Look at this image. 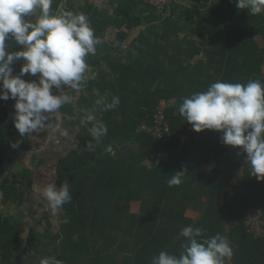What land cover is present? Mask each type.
Masks as SVG:
<instances>
[{"label": "crops", "instance_id": "crops-1", "mask_svg": "<svg viewBox=\"0 0 264 264\" xmlns=\"http://www.w3.org/2000/svg\"><path fill=\"white\" fill-rule=\"evenodd\" d=\"M222 1L81 4L72 44L56 51L53 82H42L47 105L34 111L43 114L42 128L30 132L46 141L33 154L24 209L37 222L46 219L56 237L24 257L16 251L17 226L1 220L18 240L13 257L39 264H264V238L243 232L249 206L260 207L264 220V0ZM210 84L230 113L211 120L193 143L126 132L169 93L181 96L185 121L197 115ZM69 163L78 164L79 193L72 194ZM51 179L53 193L45 189ZM12 198L20 197L0 190V205Z\"/></svg>", "mask_w": 264, "mask_h": 264}, {"label": "rangeland", "instance_id": "rangeland-1", "mask_svg": "<svg viewBox=\"0 0 264 264\" xmlns=\"http://www.w3.org/2000/svg\"><path fill=\"white\" fill-rule=\"evenodd\" d=\"M88 1L90 2V0H36L26 7V9L29 8L28 21L23 22V26L14 24L10 28L9 24H3L6 26H3L4 30L0 31V91L11 103L8 110L26 109L27 104L23 102V99L28 98L24 97V94L31 91L37 92L36 98L39 100L36 103H30L33 106V113L26 116L12 117L9 116L10 112L4 116L0 114V117L3 116L1 118L3 120H0L2 126L14 124L16 128L24 129L26 140H29L27 151L21 149L15 152L9 150L8 146L0 141L5 170L0 178L2 180L6 178L3 184L12 187L5 193L20 197L17 200L12 198L15 200L0 205V222L7 220L10 224L17 226L21 244L16 251L24 257L30 253L32 257L31 251L36 245H42L45 248L56 237L54 232L56 230L49 229L46 219L37 222L33 217L34 211L26 213L24 209L27 207L24 202L30 200L29 171L35 167L36 160L33 154L35 151L42 150L43 142L46 141V137L35 138L30 132L32 127H37L39 131L42 128L38 121L43 114L39 112L35 115L34 112L36 109L39 111L41 106L47 105L45 96L49 93L45 92L42 82L53 81L52 79L55 78L56 73L52 67L57 61L56 51L72 44V34L77 26L76 19L82 18L78 8ZM33 143H37L36 147L32 146ZM52 152L54 158L56 151L53 150L50 153ZM0 256L2 257L1 253ZM27 258L31 260L30 257ZM0 264H3V258Z\"/></svg>", "mask_w": 264, "mask_h": 264}, {"label": "trees", "instance_id": "trees-1", "mask_svg": "<svg viewBox=\"0 0 264 264\" xmlns=\"http://www.w3.org/2000/svg\"><path fill=\"white\" fill-rule=\"evenodd\" d=\"M35 0H0V31L4 30L3 28V24H9L10 28L12 25L14 24H20V26H23V22H27L28 18L27 15L28 13V9H26V7L29 5L30 2H33ZM237 0H226V1H222L221 4H227L228 6H232ZM6 26V25H5ZM4 26V27H5ZM80 26V24H79ZM2 28V29H1ZM77 29V28H76ZM75 29V30H76ZM65 59L67 58V56H64ZM56 62H54L55 65ZM53 65V66H54ZM55 72V70H53ZM47 80H49L47 78ZM53 81L49 80L44 81L43 84L46 85L47 83H52ZM35 94V92H29L24 94L26 99H23V102H25L27 104L26 109L22 110H18L16 108H12L10 111L8 110L9 105L11 104L10 101L7 99V96L3 95L2 92L0 91V114L7 115V113L10 112L9 116H26L27 114H29L30 110L29 108L32 106L30 105V103L32 101V96ZM157 94H152V99L156 98ZM162 96V95H160ZM163 97V96H162ZM163 98H175L176 102L175 104L166 111V118L168 119V122L170 124V127L172 130L175 131H179L182 130L186 124H188L189 122H191L192 120H194L196 117H198V115L201 112V108L204 102V96L200 101V109H199V113L197 115H194L193 117H190L189 119H187L185 121V117L184 115V110H182V101H181V96H179L178 94H174V93H169L168 95H165ZM155 103V102H154ZM223 103V102H222ZM225 105H227L226 103H223ZM147 112H143V115H146V117H150L151 115V109H147ZM2 116V117H3ZM2 117H0V120ZM28 121V120H27ZM26 121V122H27ZM140 122V121H138ZM138 122L136 124H134L133 126L131 125L130 127H128V130H126V132L132 136V137H136L137 139L143 137L146 141H151V142H155L152 141L149 137L145 136V135H139V134H135L134 133V129L136 127V125L138 124ZM210 123V122H209ZM17 126L14 124H11L9 126H2L1 125V121H0V141L4 142L9 150L11 151H18V150H26L28 147V142L29 140H26V136H25V130L24 129H19L16 128ZM163 141H173L175 143H177L176 141H174L173 139H169V138H165ZM161 141V142H163ZM2 157L3 154L0 152V176H3L4 173V164L2 162ZM55 168L54 166H48L45 168V172H49L50 174L52 173L55 177ZM77 168H78V164H70L69 163V175L71 179H75V183L73 185V183L71 184V190H72V194L73 192L77 191V193L80 192V189H82V182L80 183L79 180H81V176H76L75 173H77ZM40 170H37L39 173L43 172L44 170L42 169L41 166H39ZM56 175H57V169H56ZM6 178H4L3 180H5ZM0 182V190L3 194H7V192L5 193V191L9 190L7 189V185L3 184V181ZM56 182L55 179H51L48 183H47V187L45 188L47 190V192L53 193V191L56 190ZM8 195V194H7ZM9 196H7L5 199H8ZM19 197V195H18ZM72 197V196H71ZM71 203L70 204H77L76 201L74 199H71ZM250 207V206H249ZM248 207V208H249ZM248 211V209H247ZM247 212L245 213L244 217L246 216ZM243 217V218H244ZM242 222V221H241ZM2 224V223H1ZM244 234L246 235L244 229H243ZM247 236V235H246ZM12 242H14L16 244V242H18L15 233L12 232V227L8 226V224H2L0 226V252L3 256V263L4 264H39V261L35 262V263H29L26 260L23 259V257L18 254L17 256L13 257V253L11 250L12 247Z\"/></svg>", "mask_w": 264, "mask_h": 264}, {"label": "built area", "instance_id": "built-area-1", "mask_svg": "<svg viewBox=\"0 0 264 264\" xmlns=\"http://www.w3.org/2000/svg\"><path fill=\"white\" fill-rule=\"evenodd\" d=\"M143 5L152 8H161L166 0H136ZM175 98H164L151 112L150 117H145L138 122L134 129L135 134L145 135L152 141L161 142L165 138L173 139L181 146H187L196 141L209 122L216 118L229 115L230 108L222 103L220 99V90L218 85L210 84L204 94V102L201 112L194 120L185 125L182 130H172L166 111L174 104ZM243 229L247 236L260 240L264 238V220L262 219V210L256 205L248 208L247 214L243 220Z\"/></svg>", "mask_w": 264, "mask_h": 264}]
</instances>
